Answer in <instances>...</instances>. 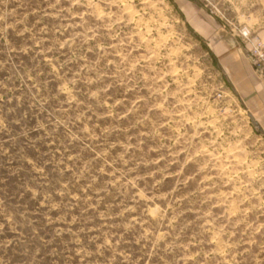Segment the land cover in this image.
Listing matches in <instances>:
<instances>
[{
  "label": "rangeland",
  "instance_id": "374dc122",
  "mask_svg": "<svg viewBox=\"0 0 264 264\" xmlns=\"http://www.w3.org/2000/svg\"><path fill=\"white\" fill-rule=\"evenodd\" d=\"M0 264H264V0H0Z\"/></svg>",
  "mask_w": 264,
  "mask_h": 264
}]
</instances>
